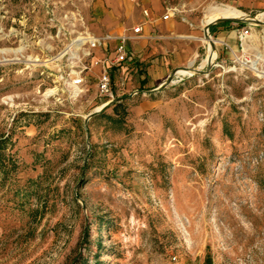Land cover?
<instances>
[{"label": "rangeland", "instance_id": "obj_1", "mask_svg": "<svg viewBox=\"0 0 264 264\" xmlns=\"http://www.w3.org/2000/svg\"><path fill=\"white\" fill-rule=\"evenodd\" d=\"M167 1L201 37L215 2L264 11ZM97 2L0 0V264H264V23L213 24L251 27L245 50L155 91L135 71L86 122L106 101L70 86V48Z\"/></svg>", "mask_w": 264, "mask_h": 264}, {"label": "crops", "instance_id": "obj_2", "mask_svg": "<svg viewBox=\"0 0 264 264\" xmlns=\"http://www.w3.org/2000/svg\"><path fill=\"white\" fill-rule=\"evenodd\" d=\"M229 1L239 2L249 11L259 10L264 7V0ZM197 2L201 4L204 0H198ZM220 3L227 4L224 2ZM211 6L206 9V13ZM142 7L150 9L149 20L143 16ZM168 7L174 6L168 5L167 0H98L96 3L95 16L89 20L92 32L98 34L118 33L122 32L125 26H133L142 21H147L144 25V35L129 42V48L134 54V59L127 63L125 67L126 69L123 73L125 80L131 81L135 71H142L141 80L143 85L149 84L151 86V83L155 85L158 81L168 77L178 66H180L178 70L190 69L197 56H199L200 45H196L191 39L199 40L205 44V37L191 34L195 32L189 28L191 27L190 23L194 26L190 17L193 9L190 7L186 9L183 6V8L179 9V13H181L180 19L175 18L179 14L177 13L164 20L162 15L166 13ZM206 13L202 19V24L205 22ZM121 23L124 24V27L123 24L121 26ZM222 28L223 26L216 27L217 30H221L218 31L219 43L223 39V42L225 40L226 43L234 48L238 43L237 33L222 30ZM181 65L187 66L182 67ZM95 68L100 69V66L95 65Z\"/></svg>", "mask_w": 264, "mask_h": 264}, {"label": "built area", "instance_id": "obj_3", "mask_svg": "<svg viewBox=\"0 0 264 264\" xmlns=\"http://www.w3.org/2000/svg\"><path fill=\"white\" fill-rule=\"evenodd\" d=\"M176 7H168L162 19L167 20L177 13ZM143 16L149 20L150 9L142 7ZM147 21H142L133 26H125L124 30L118 33H95L82 32L80 36L72 40L70 51L76 62V77H72L70 86L74 91L83 92L90 84L96 88L99 100L108 103L116 96L117 88H120L126 81L124 70L127 63L134 59V54L129 48L131 40L142 37L144 25ZM251 27L238 29L237 37L240 45L245 50L248 38L250 37ZM227 48L232 47L224 42ZM100 66V69L95 68ZM138 89L134 93H138ZM103 104V105H104ZM174 264L181 263L177 255L171 258Z\"/></svg>", "mask_w": 264, "mask_h": 264}, {"label": "bare ground", "instance_id": "obj_4", "mask_svg": "<svg viewBox=\"0 0 264 264\" xmlns=\"http://www.w3.org/2000/svg\"><path fill=\"white\" fill-rule=\"evenodd\" d=\"M263 14V15H261ZM260 17H256L257 19H260L264 22V12H260ZM258 15V16H259ZM249 14H246L244 12H241L238 8L234 7L230 4H223V3H214L209 8V10L206 13L205 16V22H203V26L205 27L208 23L214 22L218 18H225V17H232V18H246ZM256 24V23H255ZM263 24V23H262ZM205 36V34H204ZM205 46H206V56L202 59V62L200 65L195 69H177L176 75L178 76H185V75H194L196 74V70L202 69L208 64H216V61L218 60V48L215 45V43H218L219 41L214 39L211 35L210 37L205 36ZM246 48V47H245ZM179 81V80H178ZM172 82H176L175 79ZM102 107H99L97 109H100Z\"/></svg>", "mask_w": 264, "mask_h": 264}, {"label": "water", "instance_id": "obj_5", "mask_svg": "<svg viewBox=\"0 0 264 264\" xmlns=\"http://www.w3.org/2000/svg\"><path fill=\"white\" fill-rule=\"evenodd\" d=\"M227 21H231V22H245V21H249L251 23H264L263 21H261L260 19H257L256 17H253V16H248L246 18H232V17H225V18H222V19H219V20H216L214 22H210L208 23L205 27H204V33H205V36H208L210 37L212 34H211V31H210V28L213 24L215 23H223V22H227ZM213 64H208L209 68L208 70L211 68ZM176 69H174L170 74L169 76L166 78V80H164V82L159 85L157 88H154L153 91L155 90H159V89H162L164 87H166L168 84L170 83H173L172 81L174 80V77L176 76ZM197 73H202V72H205V71H202V69H198L196 70ZM124 97H118V98H115V99H112L111 101H109L108 103L102 105V108L100 109H96L94 110L93 112H91L87 118H86V122L93 116H96L97 114H99L101 111H103L108 105H110L111 103L113 102H120L122 101Z\"/></svg>", "mask_w": 264, "mask_h": 264}, {"label": "trees", "instance_id": "obj_6", "mask_svg": "<svg viewBox=\"0 0 264 264\" xmlns=\"http://www.w3.org/2000/svg\"><path fill=\"white\" fill-rule=\"evenodd\" d=\"M241 24L245 25V23H241ZM213 27H214V25L211 26V28H213ZM141 95H143V94L139 93V94L136 95V97L137 96H141ZM112 106H113L114 112H116V113L119 112L120 109H122L123 111H124V109H126L125 103L123 101L122 102H118V103H114ZM4 142H5V139H0V144L4 143Z\"/></svg>", "mask_w": 264, "mask_h": 264}]
</instances>
